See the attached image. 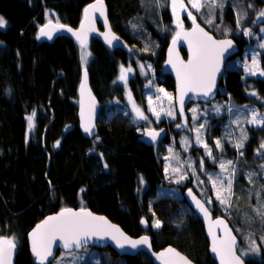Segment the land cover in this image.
<instances>
[{"label": "trees", "instance_id": "obj_1", "mask_svg": "<svg viewBox=\"0 0 264 264\" xmlns=\"http://www.w3.org/2000/svg\"><path fill=\"white\" fill-rule=\"evenodd\" d=\"M93 1L0 0V16L8 22L5 29H0V225L4 235L18 239L14 264H36L28 232L45 216L71 206L105 214L131 235H151L155 249L172 244L197 264H217L209 253L204 226L183 195L185 189H193L207 199L211 188L206 172L217 164H212L201 149L194 147L191 137L188 147L182 146L184 126L177 127L181 117L170 124L167 120L161 122V126L166 124L172 132L167 130L165 138L153 146L144 144L139 139L141 125L135 121L126 102L125 86L115 82L121 62L129 61L128 53L120 49L112 51L92 38L87 45L91 57L84 62L82 49L72 38L59 36L47 40L40 36L39 29L47 23L48 11L55 14L57 22L78 27L84 9ZM105 1L113 30L131 45L134 58L150 66L155 80L174 91L173 78L163 72L166 50L173 37L171 0ZM244 1L257 9L264 8V0ZM212 30L219 37L233 36L240 54L249 44L230 3L224 21L217 30ZM181 51L187 56L184 48ZM135 59L131 61L134 63ZM262 66L264 69V53ZM85 68L102 104L99 132L93 139L81 132L78 115V90ZM147 79L138 72L128 81L135 98L144 105L143 86ZM220 89L217 98L221 102L232 100L264 112V78L248 75L240 67L226 68ZM33 113L29 128L27 117ZM227 116L219 118L222 126L218 124L207 137L217 160L232 158L236 163L233 181L238 184L240 179L242 186H236L240 191L234 210L226 212L217 204L212 210L233 226L247 264H264V202L257 198L254 199L256 206L248 202V196L255 193L257 179H264V156H259L264 127H250L251 136L244 149H230L228 143L226 152L222 153L219 148L216 151L214 142L225 132ZM174 147L180 153L176 157L182 158L185 177L179 171L173 172L177 164L166 173L164 155L169 150L170 156ZM190 153L196 165L203 161L200 170L206 182L203 191L197 184L200 172L197 168L193 173L189 171L196 167L189 162ZM256 165L260 173L253 169ZM246 172L255 179L248 182L249 190L248 184L243 186ZM174 186L180 188L181 195L167 192ZM144 219L146 225L141 222ZM157 220L160 221L158 228L154 227ZM85 248L89 258H70L69 263L153 264L145 252L121 256L109 247Z\"/></svg>", "mask_w": 264, "mask_h": 264}, {"label": "rangeland", "instance_id": "obj_2", "mask_svg": "<svg viewBox=\"0 0 264 264\" xmlns=\"http://www.w3.org/2000/svg\"><path fill=\"white\" fill-rule=\"evenodd\" d=\"M182 2L184 3L185 8L181 9L179 7L180 0H177V7L174 13L173 6H172L173 0H171L173 24H172V28H170V31L172 32L173 37L180 30L177 27V23H178L177 16L179 17V22L182 23L183 28L187 27L186 26L187 23L192 24V20L188 16L189 12H191L192 16L195 17L196 22L199 20L200 21L204 20L202 21V23L206 27L208 28L214 27V29L217 30L220 23L224 21L225 11L228 6V3H230L235 10L239 29L248 31L249 33L245 35V32H243L244 36L247 39H249V42H248L249 44L239 56L231 58L227 62V68H234V67L239 68L240 67L248 75H253L252 73L255 72L256 74L253 76L264 78V74H262L264 73V69L262 66V54L264 53V47H261V45H264V31H261V29H264V23H263L264 17L260 16V13L264 12V8L259 11V9H257L254 4L252 3L248 4V2L244 0L242 1L240 0H199L201 7L199 10H197L191 7V3L189 2V0H182ZM4 20L6 21L5 18ZM47 20H48L47 22H50V21L57 22L55 14L51 11L47 12ZM209 20H211L212 22L208 23ZM218 20L220 21L219 24L215 22ZM7 26H8V22L6 21V24L3 27H0V29H5ZM84 50L90 53V55L87 58L88 60L91 57V51L89 47H86ZM128 57H129V61L127 64H124V63L120 64L118 75H117L115 82L117 84H122L125 86L126 102L128 104L130 112L132 113L135 121L139 125H141L140 126L141 133L143 132L144 128H156L159 125V123L164 122L166 120L175 121V119H177V117L180 116L177 112V108L175 104V92L173 90L167 89V87L158 83L155 80L154 71L149 66H146L142 64L141 62H139L137 59H135L134 58L135 55L132 50L128 52ZM253 57H255L257 61L255 65L253 64ZM134 59H135V62L133 63L131 60H134ZM141 65L144 66L143 72L141 71V68H140ZM121 66H123L125 69H128L129 67L132 69V72H126V76H127L126 81L119 80V76L121 74ZM138 72H140L142 77L148 78L147 82L143 86L144 87V99L146 102L145 105L137 101L132 90L130 89L128 85L129 79L132 76L137 75ZM158 89H163L164 92H167L168 94L172 96L171 103L169 102L168 98L164 96L163 92L157 91ZM129 94L131 95V100L129 99ZM149 97L152 98L151 107L155 109V112L160 113L159 119H157L156 115H154L152 111H149V102H148ZM133 102L148 117L147 120H142L136 117V114L133 111ZM193 109H195V113H193L192 111ZM169 111H172L174 115L168 116L167 113ZM254 113L256 114V117L258 120L264 121V112H259L255 107L249 104H242V103H238L232 100H229V101L224 100L223 102H221L217 98L210 104H204V105H200L199 103L192 104L188 108V111H187V114L190 117V119L186 121V123L184 122L183 118L180 116L181 121L178 124L180 125L179 128L181 129L182 126H184V131H182V139H184L183 142H181L182 146L187 148L188 147L187 142L190 140V137H191V139L193 140L194 147L201 149V152L204 154V156L209 158V161L212 164H217L216 168L206 172L208 176V177L206 176L207 180H209V177H212V180H215L216 182V187L214 188L212 181L209 180L208 185L211 188V192H209L210 196L207 194V199H206V197L202 193L199 194L200 197L203 200H205V202L209 198H211L212 203L208 204V206L211 209H213L214 204H217L221 206L226 212L228 210L229 211L234 210V207L237 206L239 203L238 192L240 191V188H237L236 186L237 185L242 186L240 179L238 180V184H235L233 181L235 179L234 173L236 172V163L233 160H230L232 158H228L227 160L226 159L217 160L215 152H214V148L210 146L209 138L207 136L211 135L215 127L218 125V122L214 120V118L215 117L221 118V117H224L225 115H228L227 116L228 124L226 126L225 132L222 135H219L216 137L217 140L221 142V147H219V150H221V152L223 153V152H226L225 149L227 148L228 143L230 144V149L234 147L238 151L244 149L247 141L249 140L251 136L250 127L252 126L254 128L264 127V123H258V124L249 123V121L252 120ZM224 120L225 122L227 121V119H224ZM209 121L211 124L207 126ZM182 122H184V124ZM201 125H203V127H201ZM220 126H222V124ZM197 129H199V135H200L202 143H197V134H198ZM204 144H207L208 147L212 150L211 157L208 156L207 151L204 147ZM261 144H264V137L260 141V146ZM168 146L169 145H167V147ZM214 146H215V142H214ZM215 149L216 151H218L217 147ZM158 150H161V148L158 147ZM259 150H260L259 156L260 157L264 156V149L261 148ZM168 153H169V150H167V154L164 155L165 169L167 168V171H166L167 175L170 173L169 169H171L173 165L177 164L176 168L179 169V172H181L180 174L183 177H185L186 175L183 173L184 164L180 163L182 161V158L180 156H179L180 158L178 159L176 158V156H178L180 153L177 152L175 147L174 149L172 148V150L170 151V156L168 155ZM220 156L224 157V154H220ZM230 156L232 157V155ZM189 157H190L189 162H191L193 166V164H195V159L192 157L191 153ZM228 161H231L232 163L228 165L227 164ZM222 162L226 164L227 171L221 170L220 164ZM193 168L194 169L197 168L199 172L201 170L200 164L196 165V167H193ZM193 168L191 167L189 170L192 173H193ZM253 169L257 173L261 172V169L258 165L254 166ZM195 175H197V171ZM217 177H219V179H217ZM244 177H245L246 183H244L243 186H246L248 184L247 190H249L250 184L248 182L251 181V178L252 179L254 178L251 175L249 176L247 172H246V175H244ZM262 177L264 178V168L262 172ZM174 178L178 179L179 177H174ZM198 179H199V181H197L198 189L200 191H203L204 188L206 189L205 187L206 182L203 181L201 177V172H200V175L198 176ZM228 179L232 180V190H231L232 195L229 199V203L226 205H222L216 199V192L217 190L221 189V181H223V188H227ZM262 181H264V179L258 178L257 181L255 182L256 186L254 187V190H253V193L254 192L255 193L253 195L250 194L248 196L249 205L256 206L257 203L254 201V199L256 198L264 202V183H262ZM167 192L172 195H178V194L181 195L180 188L175 187V186L168 188ZM184 192H183V195H184ZM221 195L226 196L227 193L222 191ZM244 205L245 206L247 205V200L244 202ZM259 209H263V208L259 207ZM0 236L13 238L15 240V246H17L18 244L17 237L14 235H11V236L4 235L2 233L1 225H0ZM239 253H241L240 255L243 258H246L243 246H240ZM89 256H90V253L86 248L83 251H73V252L72 251L71 252L62 251L58 254V256L55 258L52 264H70L69 263L70 258L83 260V259L89 258ZM66 258H69V259L65 261Z\"/></svg>", "mask_w": 264, "mask_h": 264}, {"label": "snow or ice", "instance_id": "obj_3", "mask_svg": "<svg viewBox=\"0 0 264 264\" xmlns=\"http://www.w3.org/2000/svg\"><path fill=\"white\" fill-rule=\"evenodd\" d=\"M191 3V7L199 10L201 4L199 0H189ZM173 12L175 13L177 7V0H173ZM179 7L181 9L185 8L184 3L180 0ZM93 12H99L100 16H105V12L103 10V0H96V3L89 5L84 9V21L81 23L80 31L73 32L72 29H67L68 32H72V34L79 41L82 52H81V60L86 62L90 53L85 51L86 41H87V33L96 31L94 24L92 23V15ZM189 18L192 20L193 28L190 32H186L183 30L182 23L179 22V17L177 16V27L180 29L173 37V48L169 50L170 58L169 63L176 68L177 71V80L179 82V87L181 90L180 96V105H181V113L183 112V103L184 96L187 92H201L203 95L207 96L211 90L212 86L215 82L216 73L219 71V61L222 57L223 53L231 47L232 42L230 40H222L217 41L214 40L207 32H205L198 24H196L195 17L192 16V13H188ZM261 17H264V12L260 13ZM212 21L209 20L208 23ZM6 24V21L3 17H0V27H3ZM51 22L48 25H45L40 29V36H47L49 39L52 38V31H54L57 27L64 28V25H56L51 26V31L46 30L49 29ZM105 26H107V20L105 18ZM264 31V29H261ZM249 34L248 31H245V35ZM106 42L111 45L113 41L118 40V38L111 33L110 29L107 33H102ZM183 37L188 41L189 47V59L187 63L183 60H180L177 56L176 60L172 59V52L177 43V40ZM264 47V45H261ZM257 63L256 58L253 57V64ZM150 67V66H149ZM141 71L143 72L144 66H140ZM126 72H132V69L129 67L125 69L121 66V74L119 76V80L126 81L127 76ZM253 75L256 73L253 72ZM264 74V73H262ZM87 82V72L85 71L84 80L81 83V94L83 95V91L86 88ZM158 92H163L164 96L168 98L169 102L172 101V96L167 92H164L163 89H158ZM255 95V93H253ZM129 99L131 100V95L129 94ZM159 99V98H158ZM94 102V101H93ZM149 102V111H152L154 115H156L157 119L160 117V113L155 112V109L151 107L152 98H148ZM133 111L136 114V117L142 120H147L148 117L144 114V112L135 105L133 102ZM195 113V109L192 110ZM33 115L27 117L29 128L32 127ZM168 116H173L174 113L169 111L167 113ZM81 116L83 118V101H81ZM249 123L258 124L264 123V121L258 120L256 114H253V118ZM84 131L86 133H91V129L93 125H91L90 121L86 120L84 122ZM180 127V125H177ZM203 127V125H201ZM197 143H202L199 129H197ZM153 140L156 139L158 133L154 131H149L146 133ZM246 138V137H245ZM59 141H57V145ZM215 146L217 148L221 147V142L219 140L216 141ZM242 146V145H241ZM204 147L207 151L208 156H212V150L208 147L207 144H204ZM261 148L264 149V144H261ZM171 151V150H170ZM178 159V157H176ZM167 159V158H166ZM232 162L228 161L227 164L230 165ZM201 169H203V161L200 162ZM107 167V165H105ZM191 167V165H190ZM220 168L222 171H227L226 164L221 163ZM167 171V168H166ZM179 169H173V172H178ZM195 172V169H193ZM183 179V177H181ZM219 179V177H217ZM209 180L212 181L213 187H216L215 180H212V177H209ZM203 183V182H201ZM232 180H227V188H223V181H221V189L216 192V199L220 204L226 205L229 203V199L232 195ZM226 192V196H222L221 192ZM189 195H192L191 189H189ZM193 200L196 203L197 208L205 214V217H209V212L205 204L201 203L200 200H197L193 195ZM205 203L211 204L212 200L209 198ZM142 223H146L145 221H141ZM217 226H223L225 229V237L223 239L218 240L216 236L213 234V243H212V251L220 256L221 264H241L239 257L235 254V244L236 238L232 236L231 230L227 228L224 224L223 220H217ZM154 227H160V221L157 220L154 224ZM211 232V229H210ZM110 235L113 240L117 242L120 247H123L125 243L131 244L133 248L137 245L148 244V237H141L139 240H130L127 236H124L122 232L118 228L113 225H110L105 218L94 216L91 212L87 211L85 208H81L79 211H73L70 208H62L59 213L53 216H48L44 221L36 226V228L32 231V251L36 258L43 264L47 257L52 255L51 246L52 244L59 239L63 241V247L66 249L75 247H81L83 243H86V238L89 236L96 235ZM264 239V238H262ZM254 243V242H253ZM150 246V245H149ZM15 248V240L13 238L2 237L0 236V264H11V253ZM167 254H172L171 256H167ZM178 257V259H176ZM160 259L164 260V264H190V262L185 258L179 255V253H175L174 249H167L165 253H160Z\"/></svg>", "mask_w": 264, "mask_h": 264}, {"label": "water", "instance_id": "obj_4", "mask_svg": "<svg viewBox=\"0 0 264 264\" xmlns=\"http://www.w3.org/2000/svg\"><path fill=\"white\" fill-rule=\"evenodd\" d=\"M94 3H96V0H94L93 2L88 4L86 7H88L89 5L94 4ZM103 10L105 12V16H100L99 12L91 13V15L93 17L92 23L94 24L96 31H94V32L90 31L87 33L86 47L90 43L92 38H96V39L100 40L101 42H103L104 45L112 51L120 49V50H123L124 52L128 53L129 51L132 50V47L122 36H120L118 33H116L113 30L111 22H110V18H109L108 6H107V3L105 0H103ZM84 18H85V15H84V17H83V19L80 22L78 27H72V26L67 25V24H61V23H57L55 21H50L51 25H50L49 29H46V30L51 31V26H56V25H64L65 27L64 28H58L57 27L54 31H52V38L51 39H49L47 36H42V37L47 39V40H53L59 36H66V37L72 38L74 41L79 43V41L72 34V32H68L67 29L70 28V29H72L73 32L80 31V26H81V23L84 21ZM105 18L107 20V26H105ZM48 24H49V22L45 23L44 25H42L40 27V29L42 27H44L45 25H48ZM100 24H101V26H100ZM196 24H198L200 26V28H202L205 32H207L208 35H210L214 40H217V41L230 40L232 42V44H231V47H229L223 53L222 57L220 58L219 71L216 73L215 82H214V85L212 86L211 92L207 96L203 95V93H201V92H187V94L184 96L183 112L181 113V105H180L181 90L179 87V82L177 80V71H176V68H174L173 65L168 62L169 58H170L169 50L173 48V43H172L173 38L170 41V43L167 47V50H166V62H165L164 67H163V72H164V74L170 75L175 82V88H174L175 104H176L178 114L184 120L186 119L187 109L191 105V103L210 104L213 100H215L217 98V96L219 94L221 79L226 72L227 62L231 58L239 55L241 52L239 44L233 36L218 37L213 32H211L202 23L196 22ZM192 28H193V24L190 27L183 28V30L186 32H190L192 30ZM40 29H39V32H40ZM109 29H110L111 33L114 34L118 38V40L113 41V43L111 45H109L106 42V40L104 39V36L101 35L102 33H107L109 31ZM79 46H80V43H79ZM181 47L186 50L187 56H184V54L181 51ZM189 55H190V52H189V47H188V41L185 40L183 37H180L177 40V43H176L174 50L171 54L172 59L176 60V58L178 56V58L180 60H183L185 63H187V61L189 59ZM85 71L87 72V82H86V88L84 89L83 95H82L81 94V83L84 80ZM81 101H83V111H84L83 118L81 116ZM78 103H79L78 115H79V122H80V130L85 137H87L89 139H93L98 135V132H99L98 118H99V115L101 112L102 104L100 103L99 99L97 98L96 94L94 93V91L92 89L89 72H88V69H86V68L83 70L81 82L79 85ZM86 120L90 121L91 125H93V127L91 129V133H86L84 131L83 125H84V122ZM149 131H154V132L158 133L155 140H153L150 136H148L146 134ZM166 134H167V128L166 127H163L161 129L145 128L143 130V132L141 133V135L139 136V139L144 144H146L148 146H153L157 142H159L160 140L165 138ZM191 191H192V195H189V189H187L184 192V198L186 199V202L188 203V205L192 209V211L197 215V217L204 224L205 234L209 240V253L212 256V258L216 261L217 264H221L220 256L212 251L213 234L216 236V238L218 240L223 239L225 237L224 227L223 226H217L215 223L219 219V220L224 221V224L227 226V228L231 230L232 236H234L236 238V244H235V249H234L236 256L239 257L241 264H247L246 260L239 253V248H240V244H241L240 237L233 230L228 219L225 217H221V216L220 217L215 216V213L210 209V207L205 203V201L194 190L191 189ZM193 195L196 197L197 200H200L201 203L205 204V207H207L208 212H209V217L206 218L205 214L197 208L196 203L192 198ZM65 208H70L73 211H79L81 209V208H76V207H72V206L71 207H65ZM85 209L87 211L91 212L94 216L105 218L106 221L110 225H113L116 228H118L120 230V232H122L124 234V236H127L130 240H139L141 237L146 236V237H148L149 243L137 245L135 248H133L131 244L125 243L123 247H120L117 244V242L111 238L110 235L100 234V235H96V236L87 237L86 238L87 242L83 243L81 247L73 246L72 248L66 249L65 247H63V241H60L59 239H57L51 246L52 255L48 256L47 260H45L43 262V264L52 263L55 260V258L58 256L59 252H62V251H65V252L82 251L85 247H95V248H100V249L109 247V248H112L115 252H117L121 256H136L140 252H145L146 254H148L151 257L153 264H164V260L158 258L159 254L165 253L167 249L171 248V249L175 250V253H179L180 256L185 257L190 262V264H197L190 256H188L186 253H184L183 251H181L179 248H177L176 246H174L172 244H169V245H167L163 248H160V249H155L154 245H153V237L151 235L146 234V233L138 235V236L131 235L119 223L113 221L107 215L96 212V211L92 210L91 208H85ZM60 210L45 216L42 220L37 222L35 224V226L27 234V239L29 242L31 255L35 259L36 264H41V262L36 258V256L34 255V253L32 251L31 233L36 228V226L38 224H40L42 221H44L48 216L56 215L57 213L60 212ZM143 224L146 225L145 223H143ZM210 229H211V232H210ZM16 251H17V249L15 246V248L12 250V253H11V264H14V258H15ZM171 255L172 254H167V256H171ZM176 259H178V257ZM181 264H182V262H181Z\"/></svg>", "mask_w": 264, "mask_h": 264}, {"label": "bare ground", "instance_id": "obj_5", "mask_svg": "<svg viewBox=\"0 0 264 264\" xmlns=\"http://www.w3.org/2000/svg\"><path fill=\"white\" fill-rule=\"evenodd\" d=\"M247 2H248V1H247ZM248 4H250V2H248ZM262 9H263V8L259 9V11L262 10ZM218 19H219V18H218ZM197 22H199V21H197ZM57 23H59V22H57ZM200 23H202V22H200ZM202 24H203V23H202ZM191 25H192V24H191ZM203 25H204V24H203ZM189 27H190V26H189ZM207 28H208V27H207ZM208 29H209L211 32H213L212 29H214V28L211 27V29H210V28H208ZM39 33H40V32H39ZM213 33H214V32H213ZM214 34H215V33H214ZM215 35H216V34H215ZM174 36H175V35H174ZM216 36H217V35H216ZM218 37H219V36H218ZM224 37H225V36H224ZM181 48H182V47H181ZM237 56H238V55H237ZM121 63H122V62H121ZM222 78H223V77H222ZM221 81H222V79H221ZM128 85H129V84H128ZM220 87H221V84H220ZM130 89H131V88H130ZM219 92H220V88H219ZM218 95H219V94H218ZM217 97H218V96H217ZM213 101H214V100H213ZM213 101H212V102H213ZM212 102H211V103H212ZM192 104H194V103H191V105H192ZM199 104H203V103H199ZM191 105H190V106H191ZM190 106H189V107H190ZM189 107H188V108H189ZM187 111H188V109H187ZM186 115H187V113H186ZM214 120H216V121L218 122V124H221V123H222L221 119H219V118H214ZM184 121H187V116H186V119H185ZM209 124H211L210 121L208 122L207 126H208ZM204 201H205V200H204ZM206 204H207V203H206ZM207 205H208V204H207ZM210 209H211V208H210ZM211 210H212V209H211ZM212 211H213V210H212ZM215 216H216V215H215ZM200 221H201V220H200ZM145 222H146V221H145ZM201 222H202V221H201ZM229 223H230V222H229ZM202 224H203V222H202ZM230 225H231V224H230ZM203 226H204V224H203ZM231 227L233 228L232 225H231ZM204 230H205V227H204ZM233 230H234V228H233ZM234 231H235V230H234ZM208 242H209V240H208Z\"/></svg>", "mask_w": 264, "mask_h": 264}, {"label": "flooded vegetation", "instance_id": "obj_6", "mask_svg": "<svg viewBox=\"0 0 264 264\" xmlns=\"http://www.w3.org/2000/svg\"><path fill=\"white\" fill-rule=\"evenodd\" d=\"M183 120H184V119H183ZM172 121H173V120H172ZM170 122H171V121H167V124H170ZM184 122H185V121H184ZM160 124H161V123H159V125H158L156 128H151V129H161V128H163V127H166L168 131L172 132V131H171V128H170L169 126H166V124L161 126ZM144 129H145V128H144ZM192 190H193V189H192ZM185 191H186V190H185Z\"/></svg>", "mask_w": 264, "mask_h": 264}]
</instances>
